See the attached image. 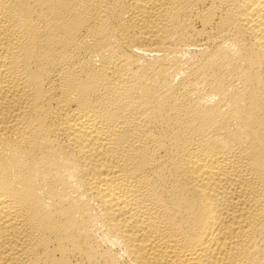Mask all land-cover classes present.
Masks as SVG:
<instances>
[{
    "label": "bare ground",
    "instance_id": "1",
    "mask_svg": "<svg viewBox=\"0 0 264 264\" xmlns=\"http://www.w3.org/2000/svg\"><path fill=\"white\" fill-rule=\"evenodd\" d=\"M0 264H264V0H0Z\"/></svg>",
    "mask_w": 264,
    "mask_h": 264
}]
</instances>
